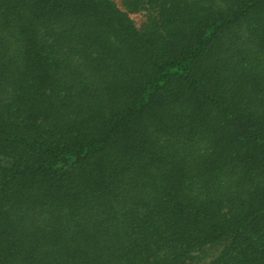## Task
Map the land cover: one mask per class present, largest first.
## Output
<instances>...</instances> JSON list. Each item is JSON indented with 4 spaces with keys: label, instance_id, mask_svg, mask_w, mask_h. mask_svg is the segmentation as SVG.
I'll return each mask as SVG.
<instances>
[{
    "label": "trees",
    "instance_id": "trees-1",
    "mask_svg": "<svg viewBox=\"0 0 264 264\" xmlns=\"http://www.w3.org/2000/svg\"><path fill=\"white\" fill-rule=\"evenodd\" d=\"M123 7L0 0V264H264V0Z\"/></svg>",
    "mask_w": 264,
    "mask_h": 264
},
{
    "label": "rangeland",
    "instance_id": "rangeland-1",
    "mask_svg": "<svg viewBox=\"0 0 264 264\" xmlns=\"http://www.w3.org/2000/svg\"><path fill=\"white\" fill-rule=\"evenodd\" d=\"M113 1L117 4V6L119 8H121L122 10L124 9L123 0H113ZM129 16L133 20L135 26L137 28H141V26L143 25V23L146 20V11L142 10L139 12L131 13V14H129Z\"/></svg>",
    "mask_w": 264,
    "mask_h": 264
}]
</instances>
